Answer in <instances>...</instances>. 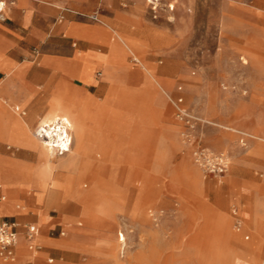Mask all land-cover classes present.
I'll list each match as a JSON object with an SVG mask.
<instances>
[{"label": "rangeland", "instance_id": "1", "mask_svg": "<svg viewBox=\"0 0 264 264\" xmlns=\"http://www.w3.org/2000/svg\"><path fill=\"white\" fill-rule=\"evenodd\" d=\"M157 2L155 10L147 0L139 3L142 21L133 22L128 31L134 33L148 23L162 31L164 45L139 49L142 58L133 52L141 64L154 68H146L153 78L128 51L126 61L130 71L137 72L138 82L116 86L108 99L97 90L107 85L103 75L113 74L101 63L94 83H81L90 68L86 74L76 72L79 82L63 73L52 82L38 64L43 53L59 55L57 47L38 46L39 56L30 59L34 63H24V81L33 80L26 86L32 100L28 107L14 103L7 109L14 112L18 106L21 118L36 115L24 136L10 126L8 142L29 147L39 156L35 143L27 139L43 141V121L55 98L63 96L74 100L75 112L83 117L86 146L92 154L80 173L68 176L59 163L56 171L40 156L41 161L0 141V159L22 161L37 175L30 176L32 180L68 199L49 207L37 205L33 193L15 189V182L25 181L22 177L0 186V204L13 206L23 218L8 215L0 217V223L14 220L25 234V227L40 218L36 210L43 213V222L36 223L40 250L32 257L23 244L25 264H48V258L52 264H245L242 253L252 248L248 256L264 264V0ZM135 3L113 0L80 21L97 24L91 15L113 16L116 11H130ZM171 3L173 10L168 7ZM46 42L71 45L52 34ZM76 47L80 48L77 42ZM96 50L105 52L104 47ZM152 82L159 88L156 96ZM88 93L102 100L97 105L84 98ZM179 99L183 116L174 105ZM86 104L89 109H84ZM96 109L103 115H92L90 110ZM96 124L103 132L91 133L88 125ZM92 135L94 141L101 135L94 148H90ZM105 148L110 162L104 165ZM198 150L210 157L223 156L226 171L219 173L216 166L196 157ZM72 178L74 185L67 186ZM71 201L80 213L74 222L67 219L76 214ZM74 228L81 232L78 243L83 248L70 243L75 256L64 257L75 260L62 263L61 254L45 242L71 241ZM60 230L64 236H59ZM119 233L124 237L122 247L117 243Z\"/></svg>", "mask_w": 264, "mask_h": 264}, {"label": "crops", "instance_id": "2", "mask_svg": "<svg viewBox=\"0 0 264 264\" xmlns=\"http://www.w3.org/2000/svg\"><path fill=\"white\" fill-rule=\"evenodd\" d=\"M142 1L143 0H136L134 8L127 12L116 11L113 16L98 15L101 17V20H99L97 24H91L80 20H84L87 17L86 14L92 12L97 6L102 5L104 8H107L111 5L113 0H100L99 4L98 0H13V4L6 9V20L0 22V141L7 142L17 149H24L28 154L40 160L38 153L31 150L29 147L24 145H13L7 140V133L12 120L21 118L16 114L20 110L18 106L14 109L15 113L9 112L7 107L10 108L9 105H13L14 103H18L23 107H28L32 100L31 97L33 95L26 91V86H30L33 80L26 83L22 76V69L25 62L33 64L34 62H31L30 59H37L39 56L38 46L45 45L46 48L49 49L57 47L60 50L59 55L43 53L39 59L38 68L45 70L52 82L54 81L56 83L62 73L64 76L79 82L78 79H76V72L78 70L90 68L89 76H87L85 81H81V83L88 80L94 83L95 74L98 73L96 71H102V68L97 65L101 63V65H104V67L113 74L109 76L103 75L107 85L105 88L101 87L97 90L98 93L104 92V97L102 99L105 100L110 98L109 94H111L116 86L136 84L138 82L136 78L137 72L130 71L131 67L128 66L126 61L127 53L129 54L126 46L132 53L136 52L140 56L138 52L139 49L146 47L156 49L166 43L162 31L149 23L142 24L141 28H137L134 33L128 34L133 22L139 23L142 21V16L138 9V5ZM169 6V9H174L172 3L169 4ZM60 17H63V19L60 20ZM48 34L62 37L65 42H71V45L62 42L59 46H52L46 42ZM76 42L80 45V48L76 47ZM96 47H104L105 52L96 50ZM130 56L132 57V61H134L133 58L136 60L135 62L137 65L154 69L145 62L144 65L141 64L135 56L131 54ZM140 57L142 58V56ZM156 78L158 79L157 76ZM90 85L91 84H84V86ZM152 87L153 95L156 96V94H158L157 89L159 88L153 82ZM14 91L16 96L14 95ZM84 98L95 101L97 105L98 100H102L90 93L86 94ZM49 100L53 101V96ZM90 112L97 117L103 115L98 109L90 110ZM88 126L91 133L94 132L93 130L103 132L97 125ZM27 130L25 131L22 125L21 127L18 126V134L21 136L27 134ZM102 134L103 133H101V135ZM101 135H99L95 141L93 139L94 136H91L90 148H94L95 145H97V141ZM107 157L105 148L104 165L110 162L106 160ZM30 176L37 175L32 172L31 167H27L22 161L0 159V186H3L6 182L8 183L9 179L22 177L25 181L20 183L15 182V189L25 190L26 193H33V201L37 205L49 207L50 205H58L62 201L68 200L67 198L63 199V197L60 198L56 190H46V185L42 182L40 183L32 180ZM27 188H29L30 191H27ZM1 199L4 200L5 196H2ZM76 203L79 204L80 202ZM75 206L74 201H71V207L76 213L67 217L71 222H74L76 216L80 214L79 208L75 210ZM84 207L89 212L91 211L90 206L86 202H84ZM17 208L19 209L20 207ZM36 214L40 217L36 219V223H42L43 213L40 210H36ZM8 215H11V217L20 216L15 212L13 206L0 204V217H8ZM5 221L14 222V220ZM36 223L29 225L37 227ZM17 226L19 227V224H17ZM18 227V244L15 248V255H18L19 259L18 261L15 260L12 264H25L28 257L24 255L23 244L31 255L38 253L40 246L37 236L36 245L38 249H30L25 234H22L21 231L18 230ZM37 229L39 234V228L37 227ZM73 231L74 236L71 241L50 239L45 242L47 245L53 246L59 254H61L60 261L62 263L75 260L74 258L69 259L64 257V254H68V256L72 257L75 256L72 248L69 247L70 243L73 245L76 244L77 246H75L77 248H83V245L78 243L81 235L80 230L74 228ZM60 232L64 231L60 230ZM60 232L59 236H61ZM254 250L255 249L252 248L250 251L246 250L247 252L244 251V253H242L241 258L245 264H262V261H259V259L255 258L253 255L248 256V252ZM32 257L34 256L32 255ZM49 260H52V262L49 263ZM47 263L52 264L53 259L48 258Z\"/></svg>", "mask_w": 264, "mask_h": 264}, {"label": "bare ground", "instance_id": "3", "mask_svg": "<svg viewBox=\"0 0 264 264\" xmlns=\"http://www.w3.org/2000/svg\"><path fill=\"white\" fill-rule=\"evenodd\" d=\"M151 1L152 0H147L148 3H151ZM168 7L170 8V6ZM126 49L132 53V51L127 46ZM131 55L134 56L133 53ZM133 60L136 61L134 58ZM141 68L144 71H147L143 66H141ZM81 71L83 74H86L87 70L82 69ZM147 74L149 77L153 78V76L148 71ZM156 81L160 85V81L157 79ZM75 107L76 105L74 106L73 99H67L63 96L56 97L53 108L47 112L48 115L46 120L43 121V125L46 127L45 133L42 135L43 141L32 139L30 136L27 139L30 143H35L41 160L45 162L48 167L54 168L56 171L68 170V176H71L74 173H80L83 169V163H85V160L92 156L90 150L88 149L89 146H86L84 119L81 114L75 112ZM86 108L89 109L88 104H86V107H84V109ZM33 118L34 113H31L29 119L15 118L12 120L10 126L18 129V126L21 127L22 125L26 131L30 126L29 122ZM57 163H59L61 166L60 170ZM73 180V178L68 180L66 185H74ZM119 238L120 240L117 239V243H119L120 246H124V237L120 233Z\"/></svg>", "mask_w": 264, "mask_h": 264}, {"label": "built area", "instance_id": "4", "mask_svg": "<svg viewBox=\"0 0 264 264\" xmlns=\"http://www.w3.org/2000/svg\"><path fill=\"white\" fill-rule=\"evenodd\" d=\"M157 0H152L151 5L152 9L155 10L157 7ZM13 4V0H0V22L6 20V9L8 6ZM90 20L94 22H99L98 14H93L90 17ZM63 17H60L62 20ZM180 99L174 102V105L178 109L180 115L183 116V112L180 108ZM196 157L203 160L209 166H216L219 173H224L226 171L227 163L223 156L210 157L203 153L201 150L196 151ZM232 214L236 220V225H240V218L238 216L237 210H232ZM17 224L13 221H3L0 223V260L3 263H12L15 260V248L18 244V232ZM61 236H64V232H60ZM38 236V229L34 225H28L25 227V238L29 242V247L32 250H37L38 246L36 245V239ZM49 263L52 260L48 261Z\"/></svg>", "mask_w": 264, "mask_h": 264}]
</instances>
